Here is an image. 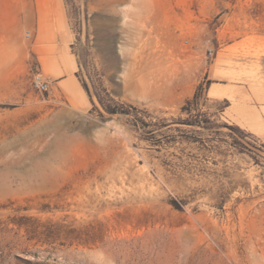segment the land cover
I'll return each mask as SVG.
<instances>
[{
	"label": "rangeland",
	"instance_id": "374dc122",
	"mask_svg": "<svg viewBox=\"0 0 264 264\" xmlns=\"http://www.w3.org/2000/svg\"><path fill=\"white\" fill-rule=\"evenodd\" d=\"M59 4L0 0V264H264V0Z\"/></svg>",
	"mask_w": 264,
	"mask_h": 264
},
{
	"label": "crops",
	"instance_id": "0c3cea01",
	"mask_svg": "<svg viewBox=\"0 0 264 264\" xmlns=\"http://www.w3.org/2000/svg\"><path fill=\"white\" fill-rule=\"evenodd\" d=\"M61 0H27V6L23 15L22 23L28 24L29 42H28V55L35 56L37 61L40 58L41 50L47 51L49 48L53 53L51 56L60 58L66 50L65 45L69 43L67 41L68 34L63 32L62 29L52 25L49 15L47 16V4L49 5V12L56 13L59 9V3ZM16 21V23H18ZM69 83V86L73 83V80L69 79L65 85Z\"/></svg>",
	"mask_w": 264,
	"mask_h": 264
},
{
	"label": "built area",
	"instance_id": "2783aa9c",
	"mask_svg": "<svg viewBox=\"0 0 264 264\" xmlns=\"http://www.w3.org/2000/svg\"><path fill=\"white\" fill-rule=\"evenodd\" d=\"M26 37H29L27 32ZM31 86L40 94H46L48 97L53 94L51 83L43 77L39 70L35 71L31 77Z\"/></svg>",
	"mask_w": 264,
	"mask_h": 264
},
{
	"label": "trees",
	"instance_id": "16d2710c",
	"mask_svg": "<svg viewBox=\"0 0 264 264\" xmlns=\"http://www.w3.org/2000/svg\"><path fill=\"white\" fill-rule=\"evenodd\" d=\"M202 86H199V89H201ZM196 96V95H195ZM194 96V98H195ZM99 100V99H98ZM107 104H104L101 100H99V104L102 107V109L104 110L103 112L106 114H120V115H127V111H119L118 109H116V106H113V104H110L112 102L111 99H107Z\"/></svg>",
	"mask_w": 264,
	"mask_h": 264
},
{
	"label": "bare ground",
	"instance_id": "6f19581e",
	"mask_svg": "<svg viewBox=\"0 0 264 264\" xmlns=\"http://www.w3.org/2000/svg\"><path fill=\"white\" fill-rule=\"evenodd\" d=\"M68 86H69V83H67V84L65 85V87H66V88H68ZM67 90H68V91H69V93H70V91H71V88H68ZM74 90H75V89H74ZM72 91H73V90H72ZM70 94H71V93H70ZM72 97H73V96H72Z\"/></svg>",
	"mask_w": 264,
	"mask_h": 264
}]
</instances>
